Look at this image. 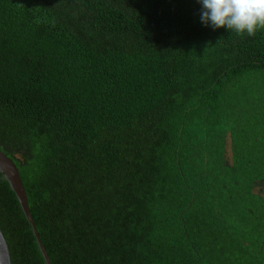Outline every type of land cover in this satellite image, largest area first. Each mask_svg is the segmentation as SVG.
<instances>
[{
  "label": "trees",
  "instance_id": "1",
  "mask_svg": "<svg viewBox=\"0 0 264 264\" xmlns=\"http://www.w3.org/2000/svg\"><path fill=\"white\" fill-rule=\"evenodd\" d=\"M201 10L0 0V149L52 264H264V30ZM0 228L12 264H46L1 172Z\"/></svg>",
  "mask_w": 264,
  "mask_h": 264
},
{
  "label": "clouds",
  "instance_id": "2",
  "mask_svg": "<svg viewBox=\"0 0 264 264\" xmlns=\"http://www.w3.org/2000/svg\"><path fill=\"white\" fill-rule=\"evenodd\" d=\"M202 5L201 22L212 29L226 28L254 37L264 30V0H197Z\"/></svg>",
  "mask_w": 264,
  "mask_h": 264
},
{
  "label": "water",
  "instance_id": "3",
  "mask_svg": "<svg viewBox=\"0 0 264 264\" xmlns=\"http://www.w3.org/2000/svg\"><path fill=\"white\" fill-rule=\"evenodd\" d=\"M233 138L232 133L227 132L225 138V147H224V159L226 163H229L230 166H234V149H233ZM19 155L8 156L0 149V172L5 176L6 180L9 182L12 190L15 192L21 207L29 221L32 225L34 235L39 244L41 253L45 259L46 264H52L48 252L41 240L40 234L38 233L37 227L35 225L34 219L32 217L28 195L24 187L20 171L15 162L16 159H19ZM253 195L264 197V192L259 188L252 189ZM0 264H12V255L8 241L0 228Z\"/></svg>",
  "mask_w": 264,
  "mask_h": 264
},
{
  "label": "flooded vegetation",
  "instance_id": "4",
  "mask_svg": "<svg viewBox=\"0 0 264 264\" xmlns=\"http://www.w3.org/2000/svg\"><path fill=\"white\" fill-rule=\"evenodd\" d=\"M253 188H259L264 192V179L255 180V182L253 183Z\"/></svg>",
  "mask_w": 264,
  "mask_h": 264
},
{
  "label": "rangeland",
  "instance_id": "5",
  "mask_svg": "<svg viewBox=\"0 0 264 264\" xmlns=\"http://www.w3.org/2000/svg\"><path fill=\"white\" fill-rule=\"evenodd\" d=\"M254 203H255V201H249L247 205H248L249 207H253V206H254Z\"/></svg>",
  "mask_w": 264,
  "mask_h": 264
}]
</instances>
